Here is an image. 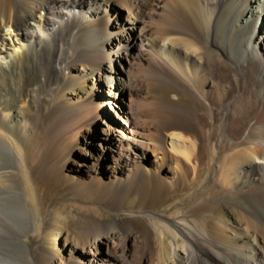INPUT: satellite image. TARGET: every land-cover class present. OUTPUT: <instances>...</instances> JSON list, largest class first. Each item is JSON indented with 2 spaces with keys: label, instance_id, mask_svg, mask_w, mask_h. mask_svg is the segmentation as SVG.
Instances as JSON below:
<instances>
[{
  "label": "bare ground",
  "instance_id": "1",
  "mask_svg": "<svg viewBox=\"0 0 264 264\" xmlns=\"http://www.w3.org/2000/svg\"><path fill=\"white\" fill-rule=\"evenodd\" d=\"M254 2L0 0V264L61 261L40 248L29 256L11 250L22 237L14 227L20 221L7 217V205L23 210L21 187L32 206L71 163L85 178L103 167L101 182L72 184L109 197L143 175L141 163L150 149L134 111L146 96L139 88L144 65L153 96L172 118L169 126L184 131L169 136L170 150L151 151L152 169L176 159L180 139L182 150L195 154L199 182L212 170L217 192L215 203L202 205L198 226L176 222L174 230L167 229L175 242L183 241L169 244V252L177 264H191V256L199 264H264V32L253 36L264 23V0L256 11ZM111 7L118 18L105 12ZM74 64L84 65L87 73L70 82ZM89 77L91 88L81 87L76 99H61L66 88ZM96 89L114 99L126 91L123 116L111 110L114 123L132 127H106V111L92 102ZM99 125L98 144L85 149ZM160 237L166 247L163 233ZM96 241L102 249L88 252L82 264H125L109 237L100 234Z\"/></svg>",
  "mask_w": 264,
  "mask_h": 264
},
{
  "label": "rangeland",
  "instance_id": "2",
  "mask_svg": "<svg viewBox=\"0 0 264 264\" xmlns=\"http://www.w3.org/2000/svg\"><path fill=\"white\" fill-rule=\"evenodd\" d=\"M259 2L260 0H255L251 4V8L255 9L259 6ZM78 6L83 7L84 4ZM97 7L95 6V9L90 10H96ZM105 12L107 14L114 13L115 18L120 15L112 7L107 8ZM263 24L260 22L255 28L254 37L262 35L264 32ZM119 71L122 70L119 69ZM69 73V81L71 82L79 80L87 72L84 65L74 64ZM117 74L114 77H118ZM139 77L141 80L139 88L143 90L146 96L139 100V107L137 106L134 111V119L143 137L145 147L150 149L147 152V161L141 163L145 171L143 175L141 174L140 179L138 178L132 185L126 187L124 192H120L121 195L119 193L114 197H109L91 186L84 188L72 184L74 181L78 183L87 182L92 185L93 182H101L100 173L103 167L101 170H97V173L93 171L91 176L85 178L79 176L78 168L71 163L64 169L56 186L43 188L42 192L39 193L40 202L38 205L35 201L31 202L32 206L29 204V193L24 187H21L22 201H20V205L23 210H20L14 203L7 205V217L13 218L16 222L20 221L19 225L15 224L14 227L21 232L22 237L20 243L14 241L15 246L10 247L11 250L29 256L30 251L40 248L60 256L61 261L58 260L57 263L51 264H82L81 258L88 257V252L96 250L97 247L102 249L103 243L96 241L98 235L102 234L104 237H109L114 247L120 251L125 264H177L178 260L169 252V244L175 241L171 235L167 234V231L169 229L174 230L176 222L185 224L191 221L192 225H199L200 215L203 214L202 205L208 201L214 203L217 201L215 200L216 189L212 187L213 171L208 170L209 173L203 175L202 178L205 179L200 183L201 173L194 168L195 154L190 155L184 149L183 151L180 139L176 142L178 149L174 154L177 160H167L161 166L152 169L154 163L152 162L151 151L158 150L162 153L170 150L169 136L171 134L184 135V131L180 127L171 129L169 126L172 118L166 105H164L165 103L156 99L151 92L146 65L140 71ZM81 87L91 88V78H87L82 85L66 88L65 93L60 94L61 99L67 101L78 98ZM121 96L114 99V97H109L104 90L99 89H96L92 95L93 104L98 107L102 106L103 109L101 110L106 111L104 117L106 127L111 128L112 131L132 127L126 123L113 122L114 111L123 116L124 108L128 102L126 91ZM98 127L95 130L96 134L92 133L90 139H86L87 148L85 149L89 147L95 149V145L98 144V140L95 138L96 136L100 137L99 130L102 125ZM196 128L199 127L196 126ZM147 148L145 149L148 150ZM185 156L189 157L190 165L185 161ZM111 159V154H109V160ZM207 190L211 193L210 195H208ZM7 201H13V198L8 196ZM37 207L41 208V211L38 212ZM239 213L247 216L244 211ZM228 224L231 226L229 220ZM245 226L246 224L242 223L239 229L242 230ZM228 232L229 236H232V230L229 229ZM162 233L166 247L162 246L160 242ZM242 241L243 244L250 243L248 240ZM175 243L182 246L183 241L178 238ZM207 252L214 256L210 250L207 249ZM191 264L199 263L191 256Z\"/></svg>",
  "mask_w": 264,
  "mask_h": 264
}]
</instances>
